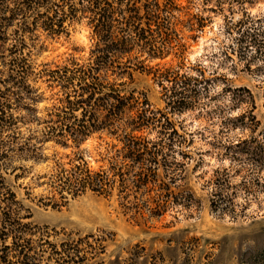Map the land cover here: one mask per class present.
<instances>
[{
	"label": "rangeland",
	"instance_id": "obj_1",
	"mask_svg": "<svg viewBox=\"0 0 264 264\" xmlns=\"http://www.w3.org/2000/svg\"><path fill=\"white\" fill-rule=\"evenodd\" d=\"M168 1L182 53L141 55L132 79H123L124 96L141 94L149 104V124L132 134L157 154L149 191L135 200L117 188L60 198L50 183L76 157L110 173L128 131H99L78 147L37 140L36 154L1 170L28 212L25 223L44 228L51 243L80 241L79 258L54 262L46 253L39 264H264V0H157ZM37 34L29 59L36 71L86 62L94 48L86 18L54 37ZM32 86L43 116L57 89L41 78ZM160 195L167 207L155 213ZM140 199H149V212Z\"/></svg>",
	"mask_w": 264,
	"mask_h": 264
},
{
	"label": "trees",
	"instance_id": "obj_2",
	"mask_svg": "<svg viewBox=\"0 0 264 264\" xmlns=\"http://www.w3.org/2000/svg\"><path fill=\"white\" fill-rule=\"evenodd\" d=\"M173 8V2L161 6L157 0H0V264H39L46 253L54 262L79 258L80 241L51 243L44 228L24 222L28 212L1 176L14 160L36 154L37 140L78 147L99 131H128L110 173L92 172L76 157L69 169L58 167L50 183H56L60 198L63 192L76 196L87 190L110 196L117 188L121 199L135 200L149 191L157 154L150 155L149 142L132 135L149 124V104L141 94L124 96L123 79H132L130 71L139 68L141 55L182 53L184 45L170 28ZM83 18L95 42L87 61L72 59L55 70L36 71L29 59L30 48L40 40L37 31L54 37L64 33L66 23ZM40 78L47 88L57 89L56 102L43 116L33 108L42 98L32 82ZM184 102L177 101L178 108ZM154 198L151 211L160 213L168 201ZM136 204L149 212V199Z\"/></svg>",
	"mask_w": 264,
	"mask_h": 264
}]
</instances>
